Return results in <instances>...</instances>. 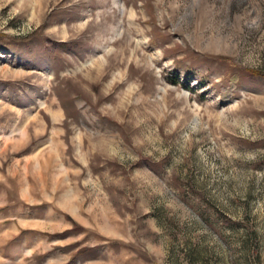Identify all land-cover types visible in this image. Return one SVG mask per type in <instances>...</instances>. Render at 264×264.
I'll return each mask as SVG.
<instances>
[{
    "label": "rangeland",
    "instance_id": "rangeland-1",
    "mask_svg": "<svg viewBox=\"0 0 264 264\" xmlns=\"http://www.w3.org/2000/svg\"><path fill=\"white\" fill-rule=\"evenodd\" d=\"M0 264H264V0H0Z\"/></svg>",
    "mask_w": 264,
    "mask_h": 264
},
{
    "label": "trees",
    "instance_id": "trees-1",
    "mask_svg": "<svg viewBox=\"0 0 264 264\" xmlns=\"http://www.w3.org/2000/svg\"><path fill=\"white\" fill-rule=\"evenodd\" d=\"M257 74V73H256ZM254 76L255 74L254 73H250V76ZM259 75V74H258ZM189 75L188 74H186V80H189ZM174 83H176L177 82V78L176 79H174V81H173ZM233 86V85H232Z\"/></svg>",
    "mask_w": 264,
    "mask_h": 264
}]
</instances>
